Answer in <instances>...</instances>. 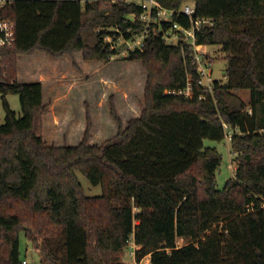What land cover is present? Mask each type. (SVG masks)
<instances>
[{
  "label": "trees",
  "instance_id": "trees-1",
  "mask_svg": "<svg viewBox=\"0 0 264 264\" xmlns=\"http://www.w3.org/2000/svg\"><path fill=\"white\" fill-rule=\"evenodd\" d=\"M109 1L18 0L0 11V19L16 24L15 44L0 49V196L32 200L57 224L59 233L39 248L42 264H122L114 256L130 242L140 246L138 259L150 256L149 264H264V0H192L196 17L213 19L198 42L227 54V81L215 80L205 99L191 52L164 41V24L123 57L170 68L149 82L143 114L100 146L85 139L47 146L42 83L16 81L15 55L91 47L101 58L119 55V41L141 33L142 22L129 16L143 9L124 0L103 7ZM159 1L167 8L187 2ZM188 82L189 97L173 93ZM241 90L250 92L248 102L239 99ZM9 94L19 95L21 115ZM224 123L234 129L235 173L218 188L222 154L204 140H224ZM79 172L101 187L100 195H86ZM22 232L19 214L0 210V264H21Z\"/></svg>",
  "mask_w": 264,
  "mask_h": 264
},
{
  "label": "rangeland",
  "instance_id": "rangeland-1",
  "mask_svg": "<svg viewBox=\"0 0 264 264\" xmlns=\"http://www.w3.org/2000/svg\"><path fill=\"white\" fill-rule=\"evenodd\" d=\"M120 1L110 0L107 6H102L112 7ZM119 45L120 54L110 58L99 57L93 47L88 52L70 49L55 56L40 48L16 53V81L42 83L40 132L47 146H76L84 139L89 145H103L123 131L130 120L143 114L148 105L149 82L162 79L170 68L161 62L146 64L141 59H124L127 44L119 41ZM206 49L212 56L214 79L226 82V52L220 45H206ZM151 75L155 78L149 79ZM237 95L239 99L249 101L248 90H241ZM1 97L0 92V124L5 121ZM7 100L17 115H21L19 95L9 94ZM204 143L216 147L222 154L216 181L218 188H223L235 173L231 140L226 135L222 141L205 139ZM78 176L87 196L101 194L100 186L92 185L80 172ZM0 210L15 212L21 218L25 232L20 236V260H27L28 264H42L39 248L44 244L45 237H55L59 233L57 224L45 212L36 209L32 200L11 194L0 196ZM184 243L183 239H179L177 244ZM139 248L130 242L124 250L115 254L114 259L122 264H149V255L137 258L136 250ZM46 264L50 263L46 261Z\"/></svg>",
  "mask_w": 264,
  "mask_h": 264
},
{
  "label": "built area",
  "instance_id": "built-area-1",
  "mask_svg": "<svg viewBox=\"0 0 264 264\" xmlns=\"http://www.w3.org/2000/svg\"><path fill=\"white\" fill-rule=\"evenodd\" d=\"M18 0H0V11L7 5ZM127 2H136L142 7L139 15L131 14L129 18L135 20L138 18L142 22V31L136 34L133 39L127 40L126 51L143 48L144 39L153 31L158 34L162 31L164 24L167 28L163 31L162 38L169 45H181L184 49H188L190 59L192 61L197 74L199 75L198 84L203 92L200 94V99H205V94H212L214 91L215 79L212 74V56L207 51L206 45L198 42L197 33L206 27L213 24V19L196 17L194 2H183L179 8H167L159 0H124ZM185 16L189 19V24L184 25L175 17ZM16 42V24L13 20L7 18L0 19V49L12 47ZM0 57V61H1ZM1 66V64H0ZM2 80L0 79V83ZM193 83L188 82L187 86L178 91H173L174 94L184 95L189 97L193 91ZM171 92V91H170ZM247 112L252 114V108L248 107ZM227 137L231 140L234 129L224 123ZM236 131V130H235ZM21 264H28L27 260H23Z\"/></svg>",
  "mask_w": 264,
  "mask_h": 264
}]
</instances>
